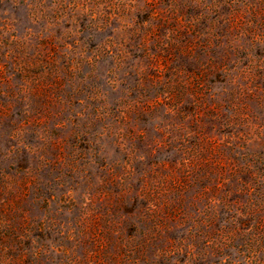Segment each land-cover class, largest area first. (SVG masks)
Instances as JSON below:
<instances>
[{"label": "rangeland", "instance_id": "rangeland-1", "mask_svg": "<svg viewBox=\"0 0 264 264\" xmlns=\"http://www.w3.org/2000/svg\"><path fill=\"white\" fill-rule=\"evenodd\" d=\"M0 264H264V0H0Z\"/></svg>", "mask_w": 264, "mask_h": 264}]
</instances>
